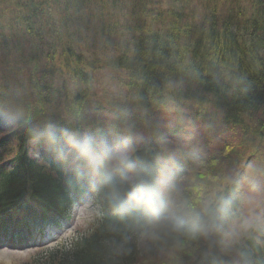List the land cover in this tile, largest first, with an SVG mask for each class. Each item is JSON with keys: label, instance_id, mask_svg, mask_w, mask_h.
<instances>
[{"label": "bare ground", "instance_id": "obj_1", "mask_svg": "<svg viewBox=\"0 0 264 264\" xmlns=\"http://www.w3.org/2000/svg\"><path fill=\"white\" fill-rule=\"evenodd\" d=\"M209 1H211L210 3H212L214 0ZM222 1H224L225 4H229L233 7L238 6L236 0ZM63 2L68 3V0H63ZM259 2L262 8L258 9V13L260 15H264L262 14L264 13V0H260ZM39 8L40 7L38 6L36 7L35 13H38ZM111 8L114 9V5L111 6ZM248 14L253 15L252 12H249ZM96 15L101 20H106L105 16L100 14L98 11H96ZM220 17L223 18V15H220ZM193 20L194 19L192 18V21ZM210 23H207L205 28H201L200 26H198L197 31L195 32L193 30L192 35L183 36L182 34H178V40L174 42H168L166 47L170 52L176 51L180 53L182 51L185 52V49H187L186 54H191V62H193L194 64L193 66H191L188 73L192 83H197L199 81V76L195 74L197 68L200 75L204 74L205 69L201 67L204 59L208 57L212 58V56H214L213 54L216 53L215 55H218L220 57V59L224 63L223 65H225V67L229 70L226 75L227 77H225L226 82L229 83L225 85H219L216 89V92L222 96L223 103L226 106H229L230 104H232L231 99L237 102L238 99H240L238 93L239 91H237V89H245V95L249 94V97L245 99L246 101L242 100L243 104L248 106L251 114L257 111L255 115L259 116L257 118L258 125L256 127V124H254L255 128L253 129V132L258 130L264 143V78L261 77V74H264V46H261L262 41H258L255 44L252 34L250 33H247L245 36H237L233 31L234 27L243 25L238 24L236 21H229L228 25L222 27H218L217 25ZM256 23H260V20ZM4 25L5 24H2L0 22V31L2 33L4 32L2 30L5 27ZM252 26L253 27H251V30L261 32L258 28H255V25ZM181 27L182 26H180L179 28L181 29ZM246 27L250 30V25H246ZM97 28L98 27H94V29ZM180 31L185 32L189 30L182 28ZM10 34L11 33H6L0 41V52H3L6 46L8 48L14 45L17 46L23 39L21 38V40L17 42L15 36L10 37ZM15 34L16 36H18L19 33ZM183 42H188L190 46L186 48V45ZM226 43L232 46L231 50L227 51V53L225 52L226 50L223 49V45ZM28 45L29 44L27 43V46ZM233 45L235 47L242 46L245 50V53L242 56L239 55L238 52L235 53V51L233 50ZM259 49L262 52H259ZM100 50L101 42L98 38H94L92 42L86 45L84 44L79 52L76 50L74 51L78 54V58L68 57L66 59L67 64L65 65L70 68V71L72 70L75 76H78L80 74L86 75L85 73L90 72L92 73V79L88 78L87 82L85 83H75L69 80V82H71L68 84L67 89L65 88L62 90L55 88L48 92L46 95H42V97L39 96L38 89L36 87H30L21 78L0 76V85L3 86L4 89L2 90L5 91V94L3 95H13V98L17 99L19 102L17 103L15 101H9V103H4L3 100H1L2 97L0 96V108L3 109V111L7 109V112H10L9 110L12 108L17 110L19 112L18 116L23 121L38 123L36 127L41 124H48L51 120H53V128L56 129L58 133L64 130L81 132L97 139H103L105 141V138L113 136L114 133L112 134L105 129L98 130V128H90L87 130L85 128H81V122L77 117L76 109L73 105H79L78 110L80 112L81 109H84L82 112H84V114L86 115H90L92 110H94V108H92V105L96 104L99 100H104L107 97L106 94L104 96V93L107 92V94H109L108 96L110 98H114L115 100H117L118 97H125L120 93H122L123 90H129V87H131L130 84H136L134 82L135 75L139 79L142 78L141 81L143 82L145 87H148V89H150V92L153 91L154 96L155 93L159 92L160 90H164L166 86V78L169 75L166 76L167 74L161 71L158 72L160 77L159 75L156 77V75L152 74L151 72L144 73L131 68L132 72H129L130 81L128 82V75H126L125 72L115 73L114 69L104 68V66L106 65L105 59H103L104 57L100 55ZM257 52L259 53L256 55V57L258 58V66L255 73L248 72L247 70H237L236 67H234L236 65L249 62L248 57L252 56L254 58L253 55ZM3 64V60L0 57V66H3ZM56 76L60 79H65L66 77H68L64 75L60 76L58 74H56ZM231 76L234 80L232 81V84H230L229 81ZM235 80H237V82ZM235 82L237 84H235ZM10 85H12L13 89L10 93H8L6 88H8ZM196 88L197 86H194V91L196 93L194 92L193 94H191V97L196 94L201 95L202 92L205 91L201 90L200 88ZM21 89L24 90L26 96H22L19 94V91ZM179 89L182 91H188V89H185L183 87H179ZM169 91H172V89L169 88ZM207 91L208 88L206 89V92ZM161 92H159L157 96H159ZM31 96L40 97L42 101L41 109L36 114L30 106H27V103L32 104L33 102H35V100ZM167 99H171L174 103H176L174 106L176 110L185 109L186 105L184 104H194L188 100H178L173 94L169 93H166L164 95L163 102L165 103ZM68 100H70V102H68ZM197 101L200 102L199 100ZM152 103L153 102H149L146 104V106L151 111H153V108L151 107L152 105H154L156 109V105H160H155ZM128 104L131 106L130 108L132 110H140L139 108H137V105L135 107L133 101L128 102ZM197 105L200 107L203 106L201 102ZM193 106L195 108V117H198V120L197 124H188V127L186 128V132L188 133L187 135L192 136L191 134L196 133L197 136H203L205 134H208L206 132L210 131L211 125L207 123V120L204 117L210 114L207 111L208 108H206L205 110H201L202 108L196 107L195 105ZM22 107L25 110H23ZM123 107V104L117 105V109L119 111L122 110ZM3 111L0 110V128H8V113ZM220 115L221 113L217 114L218 117H220ZM242 126L244 128L248 126V124H244L243 122ZM222 127L225 128L226 131L230 130L222 133V135L220 136L222 140L216 138L219 141L216 142L215 146L216 148L222 150V155L218 152L213 153L211 151L213 148H211L209 145L205 146L204 154L201 155L200 153H198L195 148H191L192 143L194 146L196 145V143H194V140L196 138H192L193 142L191 143L183 142V140L181 141L180 136L184 137V130L180 128L178 124L172 128L164 130V134L161 136L164 141H160L159 143L155 144H152L150 142H142L139 145L138 143H136L137 139H132L124 135H120L119 137L122 141L125 138H128L134 145L135 149L132 153L134 159L144 162L150 166L152 170L151 181L153 183H157L158 185H166L169 177L168 174L163 173V170L167 173L169 172L170 174H174L177 173L176 171L172 172V168L175 167L183 168L184 170L189 172L186 173L181 171L183 177L185 178H191L195 176L193 178V186H196L197 188L206 189L205 183L203 182L204 179L215 181L212 184V192L206 189V191L208 192L206 198L208 200L201 199V201L207 203V207H210L211 205L209 204L211 203L209 202V200H213L214 196H217L218 198L224 200V203L220 204V208L223 210L218 212L217 218L214 217L215 221L222 225V231H212L206 236L201 235L197 237V239L200 237L204 238L205 243L209 242L210 247L204 245L208 248L209 254L212 257L209 258V260H211L209 264H264V211L257 207L264 203V154L260 152L263 155H260L259 153L257 155V160H255L254 155L258 153L259 149L248 148L246 152L243 151L244 145L252 141V138L254 137L250 135H243L245 133L244 131L241 134L240 128L238 126H235L233 123L222 125ZM114 140L115 139L108 140L106 142L110 147H112L111 145H113ZM223 140H225V142ZM24 144L25 141L22 142V144H19L15 150L25 158L27 157V150ZM47 147L49 149H47ZM235 149H239L242 153L234 152ZM34 150L38 151V154H41V156H44L45 158H47V156H50L59 159L64 166V172H66V170L71 167L76 159V156L71 152L67 144L59 138L55 140L52 138L48 142L47 138L45 141L38 140L36 141ZM229 151H232V153H230ZM153 154L156 155V157H154ZM220 156L222 157V159H224V163L226 165H229L225 172L227 175H229V177L222 174H217V171L221 168V160L219 158ZM24 158H20V169H18L16 171V174L14 175L15 181H8L9 186L16 190L13 194L14 196H35L37 200L43 203L49 205H60L65 196H68L72 188L75 187L77 179L80 178V183H83L85 186H92V184L94 183V181L89 177V172L84 169V166L82 165L77 166V173L67 178L65 174L63 175V173L54 174V170L50 162H46L48 164V170L41 171L35 169V167L30 164V161L26 162ZM33 158L38 157L34 156ZM232 159L238 162L234 163ZM230 165H233L234 168L230 167ZM160 168H162L163 170H161ZM161 175L167 176L164 179H161L159 178V176ZM1 177L4 178V180L8 179V176L5 173H2ZM40 177L47 178L53 186V191L56 193L51 198L49 197V201L44 197V192L40 190ZM157 178L160 179L159 182L157 181ZM236 184L237 186L240 185L242 187V190L235 191L237 188ZM222 185L230 188V190L234 192L226 193ZM26 186H29L31 189H28ZM174 186H177V182ZM163 196L165 200L173 201L175 205H179L177 199H175L174 197L175 195ZM259 196L262 197V200L259 198ZM11 199H13V197H11ZM190 202L194 204L192 201ZM106 203L108 204L107 200ZM202 207L203 206L198 202L194 204V207L190 208L197 209L198 213L205 218L207 213L204 211L205 208L202 209ZM125 208L128 209L129 214L134 213V215L138 217L134 218L135 222L145 221V214L143 213V211H132L127 207V204H125ZM24 212L30 215V217L34 220L35 225H38V219H40V216L37 215V212L34 208L25 207ZM240 215L244 218V220H246V218H250L251 221L248 223L249 234L253 236L252 239L254 241H250L239 246L240 248L244 247V250L233 247L235 250H237L238 256H236L235 254H231L228 251V245L226 244H229L230 246L231 242L238 237L239 225L237 224V219ZM206 221L210 222V219H207ZM161 245L162 244L155 243L153 245L154 250H157L158 248L163 250ZM176 246H179L180 249L187 252L184 249L183 245L177 244ZM244 251H249V256L241 255V253H243ZM188 257L190 258V261L188 258V261L186 263L189 262L191 264H201L198 254H194L191 257L190 255H188ZM173 264L184 263L176 261Z\"/></svg>", "mask_w": 264, "mask_h": 264}, {"label": "trees", "instance_id": "obj_2", "mask_svg": "<svg viewBox=\"0 0 264 264\" xmlns=\"http://www.w3.org/2000/svg\"><path fill=\"white\" fill-rule=\"evenodd\" d=\"M236 1L238 6L225 7L223 11H220L218 8L220 3H224L222 0H214L212 3L209 0H68V3L63 2V0H0V22L5 24L2 29L4 32L0 31V41L6 33H11L10 37L15 36L17 42L23 38L17 46L14 45L9 48L6 46L1 52L0 57L4 64L0 66V74L3 77H19L30 87L37 83L42 88L43 93L55 89L49 81V75L53 77V71L60 76H69L61 79L62 90L66 88V83L69 80L75 83H85L88 78L92 79V73L87 72L86 75L75 76L72 70L70 71V68L65 65L67 64L66 59L68 57L78 58V54L74 51L79 52L84 44L86 45L92 42L94 38H98L101 42L100 55L105 59L104 68L114 69L115 73L125 72L128 75V82L130 81L129 72H132L131 68L144 73L151 72L156 77L161 71L166 73V76L169 75L166 78L164 90L159 91H162L159 96H157L159 92L153 96V91L150 92V89L145 87L141 81L142 78L139 79L135 75L134 82L136 84H130L129 90H123L125 97L120 104L125 107H131L128 102L133 101L135 107L137 105V108L145 112L149 110L146 106L147 103L153 102L152 104L155 105H163L164 95L169 93L178 100H188L194 103L193 105L202 108L201 110L212 109L211 115L214 116L216 126L233 123L240 128L241 134L243 131L245 132L243 135H260L258 130L253 132L254 124L256 127L258 125L257 118L259 116L255 115L257 111L251 114L248 106L244 105L242 101L249 97V94L245 95V89H237L240 99L238 102L231 99L232 104L229 103V106L223 103L222 96L216 92L219 85L229 83L225 80L229 70L223 65L220 57L215 55L216 53L213 54L212 58L204 59L201 65L205 69L204 74L200 75L197 68L195 74L199 76V81L192 83L188 73L194 64L191 62V54H186L187 49L185 52L179 53L170 52L166 47L168 42L178 40V34L189 36L192 35L193 30L197 31L198 26L205 28L207 23L211 22L210 24L222 27L228 25L229 21H236L243 25L234 27L233 31L237 36H245L250 33L255 44L262 41L261 46H264V15L258 13V9L262 8L260 0ZM113 5L114 9L111 8ZM37 6L40 8L38 13H35ZM96 11L105 16L106 20H101L96 15ZM249 12H252L253 15L248 14ZM220 15H223V18ZM259 20L260 23H256ZM246 25H250V30ZM252 25H255V28L261 32L251 30ZM180 26H182L181 29L184 28L189 31H180ZM94 27L98 28L94 29ZM15 33H19L18 36ZM183 43L186 48L190 46L188 42ZM231 47L228 43L223 45L226 53L231 50ZM233 50L241 56L245 53L242 46L235 47L233 45ZM257 54L259 53L252 54L254 58L249 56V62L234 67L237 70L255 73L258 66ZM57 63L59 68H56ZM72 77H75L76 80L70 79ZM261 77L264 78V74H261ZM229 81L230 84L233 83L232 76ZM235 81L237 82V80ZM236 82L235 84H237ZM194 86L205 91L201 95L196 94L191 97V94L195 92ZM179 87L188 89V91H182ZM169 88L172 91H169ZM207 88L208 91L206 92ZM20 92H24V90L21 89ZM197 100L203 106H198L197 104L200 102ZM118 103L117 100L116 105ZM105 104L112 105L114 103L106 97L92 105L94 107L92 112L96 110L100 113L101 110L108 109L109 107ZM220 113L221 115L218 117L217 114ZM76 114L79 120L86 116L84 112L79 110L76 111ZM243 122L248 126L243 128ZM15 174L16 172L12 173L7 180L3 181L0 193L10 195L15 193L16 190L8 184L9 180H14ZM39 183L40 190L44 192V197L49 201L56 194L52 184L47 178L41 177ZM206 189L209 191V188L206 187ZM211 189L213 190V187ZM224 190L226 193L233 192L228 187H225ZM214 199L219 200L220 204L224 201L217 196H214ZM209 202L213 201L209 200ZM201 203L204 202L201 201ZM206 204L204 203V205ZM219 207L214 208L213 204L210 207L206 206L211 210V216L207 213L206 217L211 219L214 213L216 215L217 211L223 210ZM204 208L205 206L202 207V209ZM155 235L156 242L162 244L163 249L172 248L177 244H197L200 247L198 253L200 263L209 264L211 262L209 258L212 257L206 247H210L209 242L205 243V239L202 237L192 239L187 235L175 233L169 235L160 232L155 233ZM250 241L252 240L247 241V237H243V240L236 238L230 246L226 244L228 245L226 247L230 253L233 252L238 256L237 250L234 248H240L239 246ZM118 245L116 244L115 248ZM240 249L244 250V247ZM158 250L161 249L158 248ZM123 252L119 255L120 259L114 258L112 260H106L101 251L95 252L94 261L86 259V261L76 264H130L133 259L132 251L127 249ZM249 254V251L241 253L243 256H249ZM61 255L62 258L53 264H73L72 257L63 258V254ZM184 255L185 260L182 263L189 264V262L186 263L189 257Z\"/></svg>", "mask_w": 264, "mask_h": 264}, {"label": "clouds", "instance_id": "obj_3", "mask_svg": "<svg viewBox=\"0 0 264 264\" xmlns=\"http://www.w3.org/2000/svg\"><path fill=\"white\" fill-rule=\"evenodd\" d=\"M55 140L62 139L81 160L93 177L94 187L101 192L116 212L125 204L132 211H143L157 232L187 235L195 239L212 231H222V225L211 217L210 222L199 213L181 211L173 201L165 200L162 188L151 181L149 165L133 158L134 145L125 138L120 145L110 147L103 139L73 131H51ZM204 211L211 216V210Z\"/></svg>", "mask_w": 264, "mask_h": 264}, {"label": "rangeland", "instance_id": "obj_4", "mask_svg": "<svg viewBox=\"0 0 264 264\" xmlns=\"http://www.w3.org/2000/svg\"><path fill=\"white\" fill-rule=\"evenodd\" d=\"M219 6L220 7L218 8V10H220V11H223L225 9V7H231V5L225 4V3H220ZM195 16H196V14H195ZM1 75L2 74H0V76ZM69 83L70 82H68L66 84L68 85ZM2 89H4V88L2 85H0V94H1L0 96L2 97L1 100L8 101V97L3 95V94H5V91ZM12 89H13L12 85H10L8 88H6L8 93H10L12 91ZM76 90H78V89H76ZM121 95H125L124 91L121 93ZM123 99H124V97H118L117 98L118 102L123 101ZM9 100L11 102L15 101V102L19 103L17 99L13 98V95L9 97ZM68 102H70V100H68ZM175 104L176 103H174L171 99H167L163 105H156L157 109L154 105H152L153 111L148 110V111L144 112V111L139 110L140 114L127 113L126 118H125V122L124 121L122 122V130L119 128L120 130H118L117 136L115 134H113V136L105 138V141L115 139L113 145H111V146L116 147V146L120 145V143L122 142V140L120 139L119 136L124 135V136H128L129 138H132V139H137L136 143H138L139 145L142 142H145V143L150 142L152 144H155V143H159L160 141H164V139L161 138V136L164 134V130L172 128L178 124L180 126V128H182L184 130V137L180 136L181 141L183 140V142H193L192 138H196L194 140V143H196V145L194 146L192 143L191 146L199 149L201 155L205 153L204 148L206 145H209L211 148H213L211 150L213 153L218 152V153H221V155H222V153H223L222 150H220L219 148H216V146H215L216 142L219 141L216 138L221 139L220 136L222 135V133H225V132L230 131V130L226 131V129H224L222 126H220V125L216 126L215 125L214 116L211 115L212 114L211 109L208 108L207 111L210 114L204 116L207 120V123H209L211 125L210 131L206 132L208 134H205L203 136H201V135L197 136L196 133H194V134H191L192 136H189V135H187L188 133L186 132V128L188 127V124H197V120H198L197 119L198 117H195V112H194L195 108L192 104H184V105H186L185 109L176 110L174 107ZM27 106H30V104L27 103ZM73 106L75 107V109L77 111L79 108V105H77V106L73 105ZM22 109L25 110L23 107H22ZM188 109H192V110H188ZM83 110L84 109H81V112ZM4 111L6 113H8L7 117H8V120L11 122L14 121V119H16V117H17L16 115L19 113L17 110H15L13 108L9 110L10 112H7V109ZM20 123H21V120H20V122H18V125ZM104 123H105V121H104ZM9 130H11V128H3L0 130V132L4 133V131H5V135H8ZM154 137H159V138H154ZM253 137L254 138H252V141H250L244 145L243 151L246 152L248 150V148H251V147L259 149L258 153L256 155H254L255 160H257V158H258L257 155L260 152H262L264 154V143H263L262 137L260 135L254 134ZM9 138L10 137H8V139ZM0 139H1V134H0ZM9 141H10V143L8 144V148H6L4 151H2L0 153V156H2V157H7V156L9 157V155L12 156L13 146L15 144L11 142V139H9ZM223 141L225 142V140H223ZM229 152L232 153V151H229ZM234 152L242 153L239 149H235ZM262 153H260V155H263ZM219 158L221 160L220 161L221 168L217 171V174H222L224 176L229 177V175H227L225 173L227 170V167L229 165H226L224 163V159H222L221 156ZM1 160H3V159L1 158ZM233 161H234V163L238 162L236 160H233ZM230 167L234 168L233 165H230ZM232 178H234V177H232ZM203 182L205 183V187L209 188V191H211L212 184L215 181H209L207 179H204ZM193 185H194V183L191 184L189 191H188V189H187V191H185V199L192 201L194 204L201 201V199L207 200L206 195H208V192L206 191V189L197 188L196 186H193ZM251 198H253V197H251ZM259 198L261 199L262 197L259 196ZM257 207L259 209H262V211H264V209H263L264 203L262 205L257 206ZM90 219H91V212H83L81 215H78L77 223L81 225V228L86 229ZM250 221H251L250 218H246V220H244V224L240 225L239 228H242L243 226H249L248 223ZM0 234H1V232H0ZM183 246H184V249L187 251V254L190 255V257L193 256L194 254L197 255L200 251L199 250L200 247L197 244L183 245ZM31 252H32V250L31 251H25L23 253L13 254V253H10L7 251H0V264H25V262L28 261V259L30 258ZM156 254H157V256L151 257V258L147 257L140 264H173L174 262L179 260L181 252L179 251V246H176L174 249H169L167 251H159ZM189 261H190V258H189Z\"/></svg>", "mask_w": 264, "mask_h": 264}]
</instances>
